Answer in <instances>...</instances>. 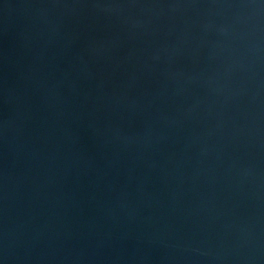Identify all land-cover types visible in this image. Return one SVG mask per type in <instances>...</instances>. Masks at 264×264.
<instances>
[{"label": "water", "instance_id": "water-1", "mask_svg": "<svg viewBox=\"0 0 264 264\" xmlns=\"http://www.w3.org/2000/svg\"><path fill=\"white\" fill-rule=\"evenodd\" d=\"M7 264H264V0H82Z\"/></svg>", "mask_w": 264, "mask_h": 264}]
</instances>
